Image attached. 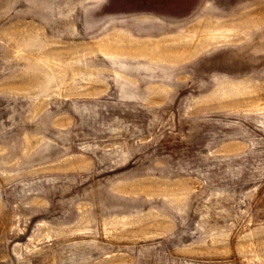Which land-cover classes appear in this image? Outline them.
I'll return each mask as SVG.
<instances>
[{"label": "rangeland", "instance_id": "1", "mask_svg": "<svg viewBox=\"0 0 264 264\" xmlns=\"http://www.w3.org/2000/svg\"><path fill=\"white\" fill-rule=\"evenodd\" d=\"M0 264H264V0H0Z\"/></svg>", "mask_w": 264, "mask_h": 264}]
</instances>
